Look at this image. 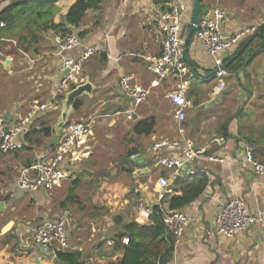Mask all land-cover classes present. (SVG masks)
<instances>
[{
    "label": "crops",
    "instance_id": "1",
    "mask_svg": "<svg viewBox=\"0 0 264 264\" xmlns=\"http://www.w3.org/2000/svg\"><path fill=\"white\" fill-rule=\"evenodd\" d=\"M14 1L17 0H0V3L5 7ZM76 1L56 2L57 12L53 16V23L62 24L79 39L80 44L68 53L70 56L79 58L86 48L91 47H97V51L82 63L80 73V77L87 80L86 83L93 85V91L77 100L81 101V105L73 109L70 117L76 119L75 122H83L99 112L109 111L115 116L129 119L126 112L132 111L133 138L127 141L129 149L123 157H118L119 160L115 159L114 149V154L109 155L105 162H101L92 152L91 159L79 165L76 175L81 174L76 180H88L93 207L87 213L89 224L84 225L82 220L69 228L67 222L68 239L70 247H77L83 252L84 261L88 264H115L121 260L124 252L114 249L113 245L108 246L107 242H113L126 224L136 222L141 226L149 223V218L138 219L137 206L155 205L158 177L168 176L166 170L153 167L151 145L154 141L177 138L175 109L165 98L175 82L169 79L157 88L149 87L154 79L149 69L151 61L160 57L164 40L163 33L154 22L155 11L182 7L181 37L184 39L192 15L193 0H102L98 8L89 9L79 25L73 27L66 22L65 16ZM213 8H219L224 13L222 30L225 33L236 34L251 28L255 32L230 52L221 55L222 65L228 64L221 79H216L215 74L210 75L215 69L213 61L194 34L188 42L186 55L202 76L192 79L187 90L192 105L186 110L185 138L194 148L205 150L207 155L214 154L223 161L211 162L205 158L199 161L208 184L200 197L181 210L188 215L189 224L183 236L174 241L172 255L166 264H264V221L257 222L233 239L218 235L213 226L220 206L231 199L243 201L252 215L264 212V182L243 162V139L253 145L255 158L264 162V124L247 110L239 112L233 120L229 118L222 122V106L226 101H230L235 93L239 101L249 103L256 95L254 85L264 79V46L259 36L247 46L242 56L229 63L246 41L258 34L257 29L264 25V0H201L199 19ZM55 35L53 31L42 33L39 44L23 52L16 42V37L21 34L0 31V119L7 124L34 112L33 126L42 120L54 130L58 121L54 115H60L65 98L58 91L64 73L53 43ZM237 63L239 67L235 68ZM123 77H128L132 86L150 90L146 101L135 109L131 99L121 91L120 80ZM210 82H213V86L208 89ZM220 83L224 84V88L219 96L214 97L212 92ZM61 96L63 99L60 101L57 97ZM214 100L217 103L208 107ZM160 103L168 104L170 108L164 112ZM217 104L219 109L213 112ZM47 105L51 107L38 109ZM149 120H153L151 130L136 132L137 123ZM248 123L249 126L244 127ZM223 129L228 137H224ZM51 138L46 140V144ZM95 138L92 136L90 141L93 150L99 142V138ZM218 138H223L222 145L214 142ZM46 144L40 151H31L34 153L33 161L47 149ZM135 150L141 154L143 161L140 164L127 159L128 153ZM9 155L0 154V203L4 204V209L0 210V264H54L47 252L34 243L32 230L44 219H70L66 211L51 218L44 214L31 221H18L17 216H12L15 205L24 193L17 190L16 181L15 188L6 187L9 177L4 180V170H9L11 164L9 166V161L4 163L3 158ZM117 163L121 164V176L115 177ZM97 164L100 166L95 169ZM84 165L87 167L81 169ZM6 174L12 177L8 171ZM117 178L119 183L115 182ZM172 184L173 181L167 195L174 194ZM176 195H180V192ZM61 210L64 209L61 207ZM9 213L11 217L5 218ZM116 216L121 217V223L114 219Z\"/></svg>",
    "mask_w": 264,
    "mask_h": 264
},
{
    "label": "built area",
    "instance_id": "2",
    "mask_svg": "<svg viewBox=\"0 0 264 264\" xmlns=\"http://www.w3.org/2000/svg\"><path fill=\"white\" fill-rule=\"evenodd\" d=\"M3 8L0 3V11ZM182 7H172L162 11H155L154 22L163 33L161 55L151 61L150 71L154 75L149 87L157 88L162 82L172 79L175 82L173 89L166 93L165 98L174 107V120L176 125V139H162L154 141L150 148L153 167L162 168L168 172V176H160L157 180L156 204L159 205L167 195V189L172 181L183 176H194L205 173L199 166L202 158L211 162L221 163L222 158L205 150L194 148L193 144L185 138L184 123L186 110L192 105L188 99L187 90L192 79L201 77L199 72L190 69L183 60V39L181 37ZM224 13L219 8H213L205 17L200 18L194 35L201 43L206 54L212 59L217 71L216 79H221L225 72L219 69L222 65L221 55L228 53L255 29H247L236 34H228L222 30ZM6 27L0 21V31ZM53 43L56 55L60 59L61 71L64 73L61 79L59 92L66 95L78 86L85 84L87 80L80 77L81 65L97 51V47L86 48L79 58H74L68 53L80 44L79 39L72 34L55 35ZM122 93L132 101L133 109L146 101L150 90L132 86L128 77L120 80ZM224 85L218 84L212 95L214 97L223 90ZM51 105L40 106L38 109H48ZM132 111L126 112L131 118ZM34 112L20 117L12 124L0 119V154L7 155L20 152L27 147L26 135L31 130ZM92 123L77 122L67 123L62 129L58 142L54 148H47L40 153L35 161L28 166L19 169L16 178V188L23 193L49 192L59 188L62 183L74 177L80 168V164L89 161L92 156ZM216 144L222 145L223 138L215 139ZM140 153H133L129 160L136 162L141 159ZM243 162L250 171L264 182V162L258 161L254 156V147L245 143L243 147ZM188 164V174H184L181 168ZM137 217L142 220L152 215L151 206L138 205ZM259 221H264V212L252 215L248 212L243 201L231 199L222 204L215 214L213 226L215 232L227 239H233L239 233L248 230ZM67 220L65 218L44 219L32 230L33 241L42 250L50 254V259L55 260L56 251H68L70 243L68 239ZM164 223L168 233L174 241L179 240L189 224V217L183 211H164ZM122 245L128 244V238L121 239ZM108 246L113 242L108 241Z\"/></svg>",
    "mask_w": 264,
    "mask_h": 264
},
{
    "label": "trees",
    "instance_id": "3",
    "mask_svg": "<svg viewBox=\"0 0 264 264\" xmlns=\"http://www.w3.org/2000/svg\"><path fill=\"white\" fill-rule=\"evenodd\" d=\"M59 0H17L3 7L0 11V21L6 24L2 31L17 32L20 37H16L17 47L23 52H28L42 39L41 34L47 31H53L59 35L70 34L69 30L62 24H54L53 16L57 12L56 2ZM102 0H77L68 10L65 20L73 27L81 22L89 9L99 7ZM258 31L261 45L264 46V25ZM239 67V63L235 68ZM233 70L229 71L232 72ZM60 101L63 99L57 97ZM81 101H77L73 109H78ZM48 118L49 116L46 115ZM228 121L225 123L227 124ZM153 120L137 123L136 132L144 133L151 130ZM224 131V129H223ZM54 135V130L47 122L40 120L37 126L31 125L30 132L26 135L27 147L24 150L33 151L35 148H43L46 140ZM224 137H228L226 131ZM54 146L51 147V149ZM136 153L131 151L127 155ZM34 159V158H33ZM29 160L25 163L28 166L32 163ZM208 184V178L205 173H198L194 176H183L173 181L172 191L174 194L166 195L159 205L151 206L152 215L149 217V223L138 225L136 222L126 224L123 232L113 239L114 249H122L123 257L115 264H166L173 252L174 240L168 233L164 223V211H180L184 207L193 203L203 193ZM79 181L74 180L69 189L65 200L61 203L63 209L68 204H78L77 195L74 193L78 187ZM180 195H176L177 192ZM114 219L121 223V217ZM128 238V244L122 245L121 239ZM10 239H15L9 236ZM83 252L72 246L68 251H56L54 264H88L84 261Z\"/></svg>",
    "mask_w": 264,
    "mask_h": 264
},
{
    "label": "rangeland",
    "instance_id": "4",
    "mask_svg": "<svg viewBox=\"0 0 264 264\" xmlns=\"http://www.w3.org/2000/svg\"><path fill=\"white\" fill-rule=\"evenodd\" d=\"M208 89H210L213 86V82H210L207 84ZM224 85V84H223ZM254 91L256 92V95L254 98L249 102L246 103L245 101L237 99V94H233L230 98V101H226V103L222 106V122L226 119L233 118L237 116L239 112H244V110L248 111L250 114H252L254 117L258 116L259 122L264 124V79L262 82H258L253 87ZM221 93V92H220ZM218 94V96L220 95ZM217 97V96H216ZM205 98V97H204ZM203 98V99H204ZM239 101V102H237ZM217 103V102H216ZM218 105V104H217ZM214 106L213 112L217 111L219 108L218 106ZM238 105V106H237ZM160 107H162V111L166 112L170 107L168 104L160 103ZM55 119H59V116L56 114L54 115ZM87 118V117H85ZM68 123H77L75 122L76 119H72L69 117ZM122 120V123H121ZM187 120V116H186ZM185 120V121H186ZM83 122H91L92 128H93V139H96L95 137L99 138V142L94 150L92 149V152L94 153V156H96L101 162H105L106 159L109 158V155L114 154V149H116L115 152V159L119 160L118 157H123L126 152L128 151V147L126 146L127 141L130 140L129 138H133L131 135V129H132V119H127L124 116H115L114 113H111L109 111H102L92 116V118L85 120ZM239 126V125H238ZM249 123L247 126L248 127ZM243 127V129H244ZM96 131V133H95ZM104 131V132H102ZM135 132V130H133ZM101 136V134H103ZM115 134V136H114ZM109 136L110 139H109ZM92 138V137H91ZM216 138V137H215ZM244 143H247V140L243 139ZM98 141V139H97ZM110 143L108 144V142ZM92 146V145H91ZM93 148V146H92ZM42 148H35V151H40ZM9 155V154H7ZM93 156V155H92ZM91 156V157H92ZM6 158L4 159V163L6 161H9V166L11 164V167L9 170H4V180H6V187H12L15 188V178L17 177L18 171L20 168L24 167L25 163L29 160H32L34 157V153L27 150H22L17 153H13L9 156H4ZM100 164H97L95 169H98ZM117 168L115 171V177L121 176V173L119 172V166H121L120 163H117ZM87 166L84 165L81 167V169L86 168ZM162 169V168H157ZM112 170V169H111ZM110 170V171H111ZM9 172L10 175H7L6 172ZM81 174V173H80ZM75 174L73 178H70L71 181H74L72 179H75L80 175ZM89 179V177H87ZM66 182L65 185H61V187L57 189H53L49 192H40V193H24V196L19 198L18 203L15 205V210L12 212V216H17V220H24V221H31L32 218L38 219L40 216L46 214L48 216L57 215L59 213H63L62 211H66V215L70 219L68 221L69 228L70 226H73L75 223H81L80 221L83 220L82 223L84 225L89 224L90 217L87 215L89 211H92L93 207V201L92 196H90V185L88 184V180H85L83 182H79L78 187L75 189L74 193L77 195L78 198V204H68L66 205V209L61 210V201H64L68 194V189L72 182ZM116 183H119V179H115ZM151 185H149L150 187ZM60 204V206H59ZM105 209H103L104 211ZM11 217V213L6 215L5 218ZM4 218V220H5ZM53 218V217H52ZM55 218V217H54Z\"/></svg>",
    "mask_w": 264,
    "mask_h": 264
},
{
    "label": "water",
    "instance_id": "5",
    "mask_svg": "<svg viewBox=\"0 0 264 264\" xmlns=\"http://www.w3.org/2000/svg\"><path fill=\"white\" fill-rule=\"evenodd\" d=\"M200 3H201V0H193L192 15H191L190 20H189L186 36L183 39V60L192 68L193 71H195L197 73H198L197 67L193 63V61H191L187 57L186 49H187V45H188L190 38L192 37V35L194 34V32L196 31V28H197V24H198L199 16H200ZM257 37H258L257 33H255L253 36H251L246 41V43L243 45L242 49L229 61V63L231 64L232 62H235L240 56H242V54H243L244 50L247 48V46ZM225 56H227V54ZM7 62H6V65H7ZM227 66H228V64L222 65L219 69L226 71ZM216 71H217V68L214 69V71L210 75H214L216 73ZM92 91H93V85L88 82V83H85V84L78 86L77 88H75L74 90H72L71 92H69L65 95V98L62 102V110H61L59 119H58L57 123L55 124V128H54L55 134L46 144V148H50L58 142V139H59V136L62 132V129L68 123V121H69L68 119L70 117V114L73 111V107H74L75 103L77 102V100L82 98L84 95H90L92 93ZM215 103H216L215 100L212 101L208 105V107L212 106ZM142 161H143L142 159H138V160H136L135 163L140 164ZM188 169H189L188 164H184L183 167L181 168V171L184 174H188ZM19 192L23 193V191H19ZM2 209H4V204L0 203V210H2ZM46 254L50 257L49 253H46Z\"/></svg>",
    "mask_w": 264,
    "mask_h": 264
}]
</instances>
